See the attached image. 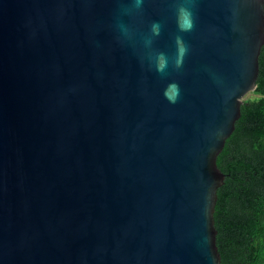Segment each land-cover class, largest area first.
Wrapping results in <instances>:
<instances>
[{
	"label": "water",
	"instance_id": "obj_1",
	"mask_svg": "<svg viewBox=\"0 0 264 264\" xmlns=\"http://www.w3.org/2000/svg\"><path fill=\"white\" fill-rule=\"evenodd\" d=\"M176 2L135 17L169 53ZM116 7L0 0V264H220L216 159L256 87L264 0H197L163 77L117 42Z\"/></svg>",
	"mask_w": 264,
	"mask_h": 264
},
{
	"label": "trees",
	"instance_id": "obj_2",
	"mask_svg": "<svg viewBox=\"0 0 264 264\" xmlns=\"http://www.w3.org/2000/svg\"><path fill=\"white\" fill-rule=\"evenodd\" d=\"M258 64L256 87L216 159L225 174L213 213L220 264H264V45Z\"/></svg>",
	"mask_w": 264,
	"mask_h": 264
},
{
	"label": "clouds",
	"instance_id": "obj_3",
	"mask_svg": "<svg viewBox=\"0 0 264 264\" xmlns=\"http://www.w3.org/2000/svg\"><path fill=\"white\" fill-rule=\"evenodd\" d=\"M144 4L145 0H116L112 29L117 42L131 48L142 68L163 77L170 68L180 69L183 65L189 47L181 34L193 28V9L197 0H177L173 13L176 33L171 37L173 51L170 53L157 47L163 31L159 20H152L146 26L135 22ZM168 87L175 89V92L169 95L166 89L165 99L175 103L179 96V86L170 82Z\"/></svg>",
	"mask_w": 264,
	"mask_h": 264
},
{
	"label": "rangeland",
	"instance_id": "obj_4",
	"mask_svg": "<svg viewBox=\"0 0 264 264\" xmlns=\"http://www.w3.org/2000/svg\"><path fill=\"white\" fill-rule=\"evenodd\" d=\"M249 95H250V94H249ZM249 95H248V96H249Z\"/></svg>",
	"mask_w": 264,
	"mask_h": 264
}]
</instances>
